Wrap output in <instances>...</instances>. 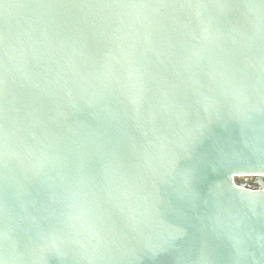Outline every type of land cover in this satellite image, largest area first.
Masks as SVG:
<instances>
[{
	"label": "water",
	"instance_id": "1",
	"mask_svg": "<svg viewBox=\"0 0 264 264\" xmlns=\"http://www.w3.org/2000/svg\"><path fill=\"white\" fill-rule=\"evenodd\" d=\"M0 264H264V0H0Z\"/></svg>",
	"mask_w": 264,
	"mask_h": 264
},
{
	"label": "flooded vegetation",
	"instance_id": "2",
	"mask_svg": "<svg viewBox=\"0 0 264 264\" xmlns=\"http://www.w3.org/2000/svg\"><path fill=\"white\" fill-rule=\"evenodd\" d=\"M243 182L244 183H253L254 182V179L253 178H243Z\"/></svg>",
	"mask_w": 264,
	"mask_h": 264
},
{
	"label": "rangeland",
	"instance_id": "3",
	"mask_svg": "<svg viewBox=\"0 0 264 264\" xmlns=\"http://www.w3.org/2000/svg\"><path fill=\"white\" fill-rule=\"evenodd\" d=\"M243 178L244 177H239L238 179H236L235 180L236 184L243 182Z\"/></svg>",
	"mask_w": 264,
	"mask_h": 264
}]
</instances>
